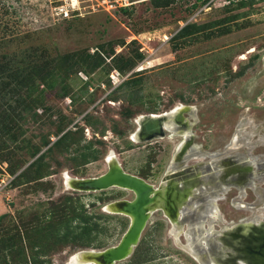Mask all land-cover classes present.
<instances>
[{
	"label": "rangeland",
	"instance_id": "rangeland-1",
	"mask_svg": "<svg viewBox=\"0 0 264 264\" xmlns=\"http://www.w3.org/2000/svg\"><path fill=\"white\" fill-rule=\"evenodd\" d=\"M123 8L115 0H0V264H69L81 249L117 245L130 221L104 207L134 194L76 192L73 178L101 176L108 158L155 186L174 176L165 173L178 130L147 143L135 137L146 135L139 115L177 105L175 128H191L188 166L230 157L262 164L239 179L247 176L243 189L218 192L206 232L212 227L217 240L264 224V0ZM19 66L26 71L11 77ZM189 229L173 233L156 212L141 248L119 264H208L186 249ZM242 258H251L247 246Z\"/></svg>",
	"mask_w": 264,
	"mask_h": 264
},
{
	"label": "bare ground",
	"instance_id": "bare-ground-1",
	"mask_svg": "<svg viewBox=\"0 0 264 264\" xmlns=\"http://www.w3.org/2000/svg\"><path fill=\"white\" fill-rule=\"evenodd\" d=\"M181 107H182L181 105H177L174 109L170 111L139 115L136 119V124H141L139 126L141 127L142 130H145L146 135L142 136L141 138V136L138 134L139 137L138 136L135 137L137 138L136 143L140 144V143H147V142L159 140L162 138L160 134H162L164 131L168 130L169 134L175 135V130H178L177 133L180 134L182 141L179 143V145L175 150L174 163L177 161L179 156H181L186 152L188 146H189L188 148L189 153L187 154V156L193 155L195 153L194 148L193 149L190 148L193 145L192 135L190 131L191 128L189 127L188 124L183 126V128L181 129L175 128L176 124L177 127L180 126L178 123L179 122L178 118H177V122H175L174 119L175 116L178 115V111H180L179 109H182ZM187 110L189 111L190 114L191 113L190 108H188ZM148 115H150L153 119H149L150 117H147ZM106 162L108 165V170L111 169L112 171H116L117 169H122L118 165L119 163L114 158H108ZM185 162L181 164L183 165L182 166L183 168H181V165L175 168L170 167L169 171L171 173H174L175 175L165 178L162 184L155 186L154 184L148 182L147 180L143 178L142 179L145 180L149 185H151L154 190V198L151 200V204L146 209L148 212L147 217H149L148 223L152 220L156 212H161L162 208L165 209L167 216L165 217L166 220L168 218L171 222H175L181 216V214H185V211L187 210L190 213L198 214L199 216L197 219H201V221L199 222L198 221L196 222L194 220L190 225L191 226L190 231L192 232L190 233V235L193 239L192 234L195 236L196 235L200 236V231H202L200 222H202V220H206V218H208L207 216L211 217V215L213 216L215 214L216 212L215 199L218 195V192L222 191V189L224 192L225 188L232 187L233 185L238 186L239 190L243 189L245 185L248 183L247 181L248 179H246L247 176L243 184L239 179L242 178L243 174L244 175L252 174L255 171H257V166L261 169L262 164L254 163V161L249 158H240L235 160L231 157L229 158V161L225 163L219 162L218 160L217 161L212 160L209 164L197 163L195 165L188 166ZM231 166L235 167V171L233 173H230ZM246 166L250 167V169L246 171V173H244V171L246 170L245 169ZM98 177L73 178L74 179L73 187H75L74 188L75 190L73 191L80 193H97V192H102L104 190L118 188L127 191L131 194H134L133 199H127V198L115 199L109 202L108 204H106L104 207L105 213L111 215L123 216L127 218L130 222L131 220L134 221V217L130 215L127 206L135 199V191L128 187H118V186L117 187L113 186L110 187L109 189H104L100 191L95 189L92 190L91 188L85 186L86 182L91 181L90 179H94ZM235 178L238 179L237 183L235 182L236 180ZM201 196L203 197L202 199H200ZM196 227L198 228L199 231L197 230ZM248 229L249 230L245 232V227H242L240 230V234L237 237L236 236L233 237L230 234L222 232L220 238H217L216 241L222 244L223 246L224 245L227 246L228 251L232 255L231 258L232 260H236L238 262L240 261L242 264H264L262 263L264 261V224L256 223L254 224V226L250 225ZM144 231L141 234L138 245L141 241ZM117 245L111 247H116ZM138 245L135 244L133 248L134 250L132 251V248L130 249L132 253L129 254L127 258L119 261L116 264H119L123 261L132 258L135 252V248ZM246 246L248 247V249H250V253H251V258L247 260L242 258V247L244 248ZM83 250H95V249L89 248V249H81L79 251H76L70 256V259L68 260L69 264H104V262L99 259L83 258V255H81L80 253Z\"/></svg>",
	"mask_w": 264,
	"mask_h": 264
},
{
	"label": "water",
	"instance_id": "water-1",
	"mask_svg": "<svg viewBox=\"0 0 264 264\" xmlns=\"http://www.w3.org/2000/svg\"><path fill=\"white\" fill-rule=\"evenodd\" d=\"M147 117H150L149 119H153L150 115ZM166 131L168 133V130ZM166 131L160 134V136H163ZM188 148L184 153L185 155L182 154L179 156L173 166H171V163L169 164L165 175L170 174V167L175 168L185 162L187 158H189V156H187L189 153ZM190 148L193 149V147ZM90 180L91 181L85 183V186L91 188L92 190L95 189L102 191L113 186H118L128 187L135 191V199L127 206L130 215L134 217V221L130 219V226L118 245L116 247H109L101 250H83L80 252L81 255H83V258L99 259L102 260L104 264H116L119 261L127 258L128 255L132 253L130 249L132 248L133 251L135 244L138 245L141 234L148 224L149 217H147L148 212L146 209L151 204V200L154 198V190L152 186L142 178L129 174L122 169H117L116 171L109 169L102 176ZM202 198L203 197L201 196L200 199ZM161 212L165 217H167L164 208L161 209ZM198 216V214L190 213L186 210L185 214H181V216L175 222H171L168 218L167 219L172 225L173 233L178 234L179 231H181L183 225L186 224L188 228H190V225L194 220L196 222L201 221V219H197ZM207 217L209 218L210 216ZM206 220H202V222H200L202 231H200L199 237L197 235L196 238L195 235L192 234V239L190 235L192 232L190 229L188 230L187 237L189 241L187 249L198 259H200L202 256H205L208 260V264L210 262L222 264L228 260L231 261L232 255L228 251L227 246H223L214 240L212 236V227H210V229H208L206 232V229L204 228ZM218 260H220L222 263H220ZM262 263H264V261ZM234 264L239 263L235 260Z\"/></svg>",
	"mask_w": 264,
	"mask_h": 264
},
{
	"label": "trees",
	"instance_id": "trees-1",
	"mask_svg": "<svg viewBox=\"0 0 264 264\" xmlns=\"http://www.w3.org/2000/svg\"><path fill=\"white\" fill-rule=\"evenodd\" d=\"M161 1H175V0H154V1H152V2H161ZM123 10L124 11H127L128 9L126 8V9H124L123 8ZM24 71H26V70H24V68L22 67V66H19L17 69H15V72H14V74H11V77H13V76H15V75H17L18 77L19 76H21L20 74H22V72H24ZM2 84H7L5 81H0V85L2 86ZM24 86H25V84H24ZM15 89V91H17V87L16 88H14ZM19 89V88H18ZM1 119V118H0ZM3 119L0 121V130L2 131L3 129H4V123H3ZM3 127V129H2V127ZM2 134H3V132H0V140L2 139ZM87 217H86V222H87ZM85 222V223H86ZM141 246H142V242H140V244L138 245V247H137V250L135 251V254L134 255H136V253H137V251L141 248Z\"/></svg>",
	"mask_w": 264,
	"mask_h": 264
},
{
	"label": "built area",
	"instance_id": "built-area-1",
	"mask_svg": "<svg viewBox=\"0 0 264 264\" xmlns=\"http://www.w3.org/2000/svg\"><path fill=\"white\" fill-rule=\"evenodd\" d=\"M119 3L120 7H131L137 3L152 2L154 0H115Z\"/></svg>",
	"mask_w": 264,
	"mask_h": 264
},
{
	"label": "flooded vegetation",
	"instance_id": "flooded-vegetation-1",
	"mask_svg": "<svg viewBox=\"0 0 264 264\" xmlns=\"http://www.w3.org/2000/svg\"><path fill=\"white\" fill-rule=\"evenodd\" d=\"M182 141V140H181Z\"/></svg>",
	"mask_w": 264,
	"mask_h": 264
}]
</instances>
